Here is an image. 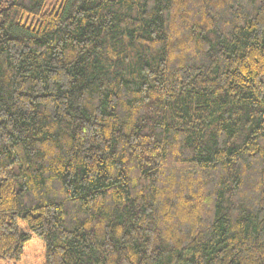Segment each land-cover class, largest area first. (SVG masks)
<instances>
[{"label":"trees","instance_id":"16d2710c","mask_svg":"<svg viewBox=\"0 0 264 264\" xmlns=\"http://www.w3.org/2000/svg\"><path fill=\"white\" fill-rule=\"evenodd\" d=\"M0 264H264V0H0Z\"/></svg>","mask_w":264,"mask_h":264},{"label":"rangeland","instance_id":"374dc122","mask_svg":"<svg viewBox=\"0 0 264 264\" xmlns=\"http://www.w3.org/2000/svg\"><path fill=\"white\" fill-rule=\"evenodd\" d=\"M48 2H54V0H48Z\"/></svg>","mask_w":264,"mask_h":264}]
</instances>
